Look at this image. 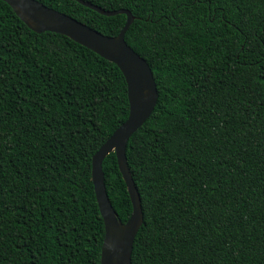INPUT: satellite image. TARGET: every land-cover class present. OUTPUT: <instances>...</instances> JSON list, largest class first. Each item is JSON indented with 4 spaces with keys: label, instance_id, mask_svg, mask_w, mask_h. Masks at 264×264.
<instances>
[{
    "label": "trees",
    "instance_id": "trees-1",
    "mask_svg": "<svg viewBox=\"0 0 264 264\" xmlns=\"http://www.w3.org/2000/svg\"><path fill=\"white\" fill-rule=\"evenodd\" d=\"M114 36L126 15L38 0ZM125 9L158 100L126 157L143 222L131 264H264V0H84ZM118 66L36 33L0 0V264H100L92 156L127 119ZM117 217L132 212L115 152Z\"/></svg>",
    "mask_w": 264,
    "mask_h": 264
},
{
    "label": "water",
    "instance_id": "water-1",
    "mask_svg": "<svg viewBox=\"0 0 264 264\" xmlns=\"http://www.w3.org/2000/svg\"><path fill=\"white\" fill-rule=\"evenodd\" d=\"M3 1L32 31H49L72 39L116 64L125 78L129 101L127 119L92 156L91 179L104 223L100 264H131L133 243L143 222V210L140 194L128 167L126 147L131 135L150 117L158 100L157 86L150 66L125 41V33L134 21V16L125 9L106 10L84 0H76L101 15H126V21L119 33L110 36L38 0ZM113 151L132 205L131 215L125 223L117 217L104 184L102 162Z\"/></svg>",
    "mask_w": 264,
    "mask_h": 264
}]
</instances>
